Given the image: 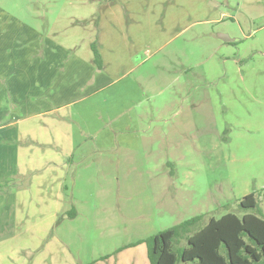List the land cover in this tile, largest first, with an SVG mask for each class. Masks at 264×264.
Returning a JSON list of instances; mask_svg holds the SVG:
<instances>
[{
    "label": "rangeland",
    "instance_id": "1",
    "mask_svg": "<svg viewBox=\"0 0 264 264\" xmlns=\"http://www.w3.org/2000/svg\"><path fill=\"white\" fill-rule=\"evenodd\" d=\"M102 31L117 47L106 81L83 69L67 78L68 57ZM0 81L14 94L0 99V126L15 140L1 147L26 163L22 172L20 158L0 160V189L48 196L58 173L81 212L43 238L45 204L16 221L0 197V264H57V252L69 264L103 262L195 216L192 232L239 213L249 193L264 210L260 0H0ZM55 234L64 242L52 260Z\"/></svg>",
    "mask_w": 264,
    "mask_h": 264
},
{
    "label": "trees",
    "instance_id": "2",
    "mask_svg": "<svg viewBox=\"0 0 264 264\" xmlns=\"http://www.w3.org/2000/svg\"><path fill=\"white\" fill-rule=\"evenodd\" d=\"M92 50L98 69H102L103 59L96 42L92 43ZM259 196L264 198V188ZM237 209L239 213L211 217L195 232L191 229L202 220L200 215L146 239L150 263L264 264V210L259 197L255 193L243 196Z\"/></svg>",
    "mask_w": 264,
    "mask_h": 264
},
{
    "label": "crops",
    "instance_id": "3",
    "mask_svg": "<svg viewBox=\"0 0 264 264\" xmlns=\"http://www.w3.org/2000/svg\"><path fill=\"white\" fill-rule=\"evenodd\" d=\"M260 1H262V3L264 4V0H260ZM213 21L214 19H208L203 22L212 23ZM99 23L103 25V27L106 28L107 22L105 19L103 21L100 20ZM104 34H105V31H102L101 35L99 34L98 41H97V46H98V49L103 59V68L97 72L98 68H96L97 64L95 62L94 53H93L92 44H91V50L87 51L86 54L78 55L77 58H75L74 55L72 56L71 59L68 57L67 59L68 60L67 61L68 63L67 73L68 74L66 75L67 78H69L73 74L77 78L78 75L81 74L82 72H86L85 76L86 78H89L91 74L94 72V78L97 82L100 81L101 79L106 81L107 74H105L104 71L108 68L109 64L111 63V59L109 56L115 53L117 47H115L114 42L110 41L108 37L106 38ZM226 36L227 38H229V40H226V41L230 43L236 41L235 39H232L229 35H226ZM47 37L48 38L51 37V39L54 40L55 36L52 34H48ZM68 49L70 48L68 47ZM81 69H83L82 72L80 71ZM77 70H79V72H77ZM13 95L14 94L9 88L7 81L5 83L0 81V99L5 100L9 96H13ZM3 116L4 115H2V117ZM9 127H11V125H8V124L0 126V133L2 132L0 134V160H6L7 162H10L12 159H14L15 162L18 163L19 158H20L21 161L20 163H18V165L22 166L21 171L23 172L24 165L26 163L24 160L21 159L22 155L19 153V158H18L17 153L15 155H11V152L8 150L7 147L6 149L1 147L2 142L8 143V142L15 141V140L10 139L9 134L11 133L8 132ZM31 161L32 159L29 161V164ZM40 167L41 165L40 164L38 165V163H36L35 165H32L29 167L30 172H38L40 170ZM7 174H9L7 170L6 171L2 170V172L0 173V178L1 176H4V178H1L0 182L5 181V178L8 177ZM23 175H26V172ZM54 180L58 182L56 184L55 189L52 188V190L49 191L48 196L46 195L47 193H43V190L42 191L40 190L31 191L26 188L25 189L23 188L0 189V197L4 198L6 202L2 207V212L4 213V216L13 215L12 219L16 221L17 219L22 220V216L24 215V213H27L28 211L31 212L33 209L35 210L38 206L45 204L42 206L45 208V210H47V212L52 211V214L46 220V225L44 226L43 231H41L40 233L41 237L43 238L46 236L48 230L51 229V227H53V224L57 218H58V221H61L62 219L63 220H75L76 218H78L79 215H81V212L76 206L77 204L75 205L73 202L69 204V202L66 201L65 192H64L66 189V186L65 184L63 185L62 180L58 173H56L55 177L52 178V181ZM27 195H29L31 198L35 197L38 201L35 202V200L34 201L31 200L29 207H27L25 203ZM59 240H60L59 235L55 234L51 236L49 238V241L47 242V247L51 246L50 248L51 251H53L54 249L57 251V248H59L58 245H61V244L63 245L62 242H64V241H61V240L59 241ZM135 243H137V241ZM141 243L144 244V242H141ZM141 243H137L136 245H131V243H129L126 246L122 245L121 247H119L115 253L113 252L111 253V251L103 253V255H101V258L103 257H107V258L103 262H97L96 264H151L149 257H148V249H145V247ZM139 244L141 245L140 247H141L142 254H139V252L137 254H133L131 251H128L125 253L122 252L125 248L130 249L132 247H136ZM53 253L55 252L54 251L52 252V260L54 259ZM59 256H62V263L59 262L60 261ZM69 259H70V256L66 254H60L59 252H57V255H56L57 264H69Z\"/></svg>",
    "mask_w": 264,
    "mask_h": 264
},
{
    "label": "water",
    "instance_id": "4",
    "mask_svg": "<svg viewBox=\"0 0 264 264\" xmlns=\"http://www.w3.org/2000/svg\"><path fill=\"white\" fill-rule=\"evenodd\" d=\"M220 38H222V39H224V40H229V38H227V36L224 35V34H220Z\"/></svg>",
    "mask_w": 264,
    "mask_h": 264
}]
</instances>
